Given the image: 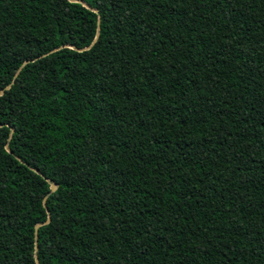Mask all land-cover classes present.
I'll use <instances>...</instances> for the list:
<instances>
[{"label": "trees", "instance_id": "1", "mask_svg": "<svg viewBox=\"0 0 264 264\" xmlns=\"http://www.w3.org/2000/svg\"><path fill=\"white\" fill-rule=\"evenodd\" d=\"M0 91V264H264V0H0Z\"/></svg>", "mask_w": 264, "mask_h": 264}, {"label": "water", "instance_id": "2", "mask_svg": "<svg viewBox=\"0 0 264 264\" xmlns=\"http://www.w3.org/2000/svg\"><path fill=\"white\" fill-rule=\"evenodd\" d=\"M1 92V91H0ZM55 189V184L54 183H51L50 186H49V191H53ZM42 205L45 206V203H44V198L42 199ZM49 221V215L47 213V217L46 219L43 221V222H40V223H37L35 226H34V237H35V233H36V229L37 227L40 225V224H44V223H47ZM34 258H35V255H34Z\"/></svg>", "mask_w": 264, "mask_h": 264}]
</instances>
